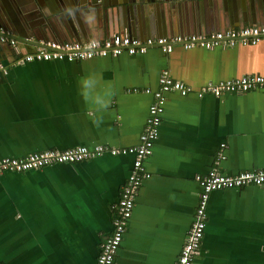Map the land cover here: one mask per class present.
<instances>
[{
	"label": "crops",
	"instance_id": "crops-1",
	"mask_svg": "<svg viewBox=\"0 0 264 264\" xmlns=\"http://www.w3.org/2000/svg\"><path fill=\"white\" fill-rule=\"evenodd\" d=\"M7 1L0 0V7ZM11 1V15L19 16L29 37L16 38L14 46L0 42V62L8 67L0 80V158L137 145L162 70L193 89L264 75V37L245 45L176 43L168 53L150 46L141 54L13 64L41 40L83 43L130 32L122 25L128 21L123 0H116L120 10L114 0H105L117 10L105 16L89 0ZM191 1L143 0L147 29L133 37L264 25V0H202L194 7ZM133 158L104 152L1 173L0 264H96ZM144 166L149 177L142 180L113 264H175L198 203L195 175L214 167L225 174L264 168V87L202 97L167 92ZM205 211L193 264H264V184L214 190Z\"/></svg>",
	"mask_w": 264,
	"mask_h": 264
},
{
	"label": "built area",
	"instance_id": "built-area-1",
	"mask_svg": "<svg viewBox=\"0 0 264 264\" xmlns=\"http://www.w3.org/2000/svg\"><path fill=\"white\" fill-rule=\"evenodd\" d=\"M264 37V25H249L240 28L218 30L208 34H189L173 38H146L140 40L125 33H115L109 37L87 42L41 40L36 49L15 58L13 64L46 60H84L107 55L144 53L150 46H159L163 52H170L173 44H182L184 48L196 45L213 48L217 45L233 46L253 44ZM0 42L15 45L13 38L7 37L0 29ZM8 67L0 62V80L7 73ZM264 87V75H243L237 78L221 80L216 83L208 82L197 89L184 82L172 78L167 70H162L158 77V88L152 92L153 101L148 105L144 129L139 135V143L131 147H104L96 145L74 146L64 150L47 149L29 152L21 157H1L0 174L6 171H25L39 169L56 163H74L87 160L104 152L110 154H133V162L127 180L120 192L116 212L112 220V231L104 240L96 258V264H113L114 257L122 242L126 225L131 217L135 199L142 180L149 177L144 166L145 159L151 154L154 142L158 136V126L163 112L165 94L177 91L186 95L191 91L197 97L203 95L219 96L224 93H243ZM147 92V91H146ZM221 158V152H219ZM195 180L200 186L198 203L194 219L187 232L175 264H193L195 255L206 227V201L210 192L222 188L242 187L246 185L264 184V168L241 170L235 174H225L216 167L205 174H196Z\"/></svg>",
	"mask_w": 264,
	"mask_h": 264
},
{
	"label": "water",
	"instance_id": "water-1",
	"mask_svg": "<svg viewBox=\"0 0 264 264\" xmlns=\"http://www.w3.org/2000/svg\"><path fill=\"white\" fill-rule=\"evenodd\" d=\"M53 1H60V0H53ZM97 0H89V5L92 8H100L102 10L103 15L107 14L110 11H117L118 9L120 10V7L122 5V2L114 0V3H116L117 10L113 8V3H105V0H103V4L97 3ZM12 1L9 0L7 3H4V7H0V29L4 31V34L7 35V37L13 38L16 40V38L21 37L20 39H28L29 36H27L28 29L26 28V25L21 22V19L19 16L15 14V16H12L8 5ZM143 0H123V4H126L127 6V16H128V21L122 22V25L126 27L129 30V35L130 36H136L137 32L139 29L142 31H145L147 29V22L144 17V11L145 8L143 7ZM196 5H203L202 0H193L191 1V6L194 7ZM1 9L5 12V15L1 12ZM114 9V10H112ZM104 15V16H105ZM111 19V18H110ZM109 19H107L108 21ZM112 22V21H111ZM115 20H113L112 25H115ZM7 24H12L14 25L15 29L12 30L10 28H7ZM166 24V23H165ZM118 25V24H117Z\"/></svg>",
	"mask_w": 264,
	"mask_h": 264
}]
</instances>
